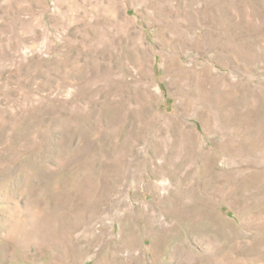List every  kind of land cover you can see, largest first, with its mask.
<instances>
[{
	"label": "rangeland",
	"instance_id": "obj_1",
	"mask_svg": "<svg viewBox=\"0 0 264 264\" xmlns=\"http://www.w3.org/2000/svg\"><path fill=\"white\" fill-rule=\"evenodd\" d=\"M0 264H264V0H0Z\"/></svg>",
	"mask_w": 264,
	"mask_h": 264
}]
</instances>
